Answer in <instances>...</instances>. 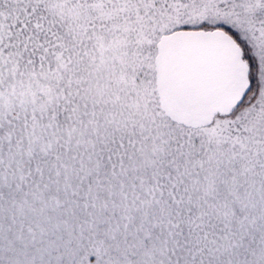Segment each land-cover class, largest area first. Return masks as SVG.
Here are the masks:
<instances>
[{
  "label": "snow or ice",
  "instance_id": "obj_1",
  "mask_svg": "<svg viewBox=\"0 0 264 264\" xmlns=\"http://www.w3.org/2000/svg\"><path fill=\"white\" fill-rule=\"evenodd\" d=\"M0 264H264V0H0Z\"/></svg>",
  "mask_w": 264,
  "mask_h": 264
}]
</instances>
